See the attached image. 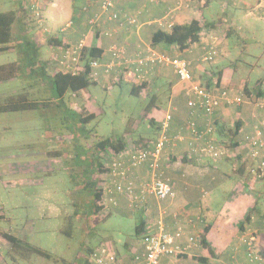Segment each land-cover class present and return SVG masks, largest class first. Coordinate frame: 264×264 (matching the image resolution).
I'll return each instance as SVG.
<instances>
[{
    "label": "crops",
    "instance_id": "obj_1",
    "mask_svg": "<svg viewBox=\"0 0 264 264\" xmlns=\"http://www.w3.org/2000/svg\"><path fill=\"white\" fill-rule=\"evenodd\" d=\"M28 1L31 8L29 14L37 18L33 17L36 19L34 25L37 30L32 38L40 45V56L43 48L48 49L50 55L60 48H65L64 45L47 43L49 38L61 39L62 43L72 46L83 40L85 46L94 44L101 48L102 55L98 61L103 63L111 59L108 48L112 43H116L125 48L128 56L152 47L171 56L184 58L190 63L193 73L192 64L195 63L192 59L199 56L198 44H192L188 49L181 51L176 47L152 46L150 39L156 29L169 30L166 26H158L156 21L161 18H166V21L173 24L184 23L191 19L203 22L200 15L202 5L199 0H118L116 9L135 17L137 23L117 28L113 22L104 20L99 29H91L88 25L89 17L98 6L93 3L88 11H83V6L88 4V0ZM218 1L222 8L243 7L250 10L264 5V0L259 1L260 4L251 0ZM105 29L114 30L113 35L104 36L102 30ZM215 61L210 62V65L215 67L210 70L205 69V63L202 62L197 63L196 67L204 68L207 77L221 70L223 86L230 87L234 92L242 90V85L238 89L231 87L229 69L216 65ZM120 70L115 68L107 75L101 66H97L92 68L91 74L94 76L91 78L95 84L105 78L117 82ZM135 79L139 82H147V85L140 90L139 96L145 95L146 91L148 102H153L151 110H145L149 113L148 117L155 115L154 120L151 118L153 127L157 129L158 119L166 110L171 109L173 118L169 133L177 132L190 118V113L186 105L184 85L179 81L172 67L154 65L148 68L143 79L136 76ZM212 80L215 78L213 77ZM85 90L86 88L70 95V99L73 100L72 104L70 103L71 107L85 108L84 104L88 99ZM195 119L197 122H203L202 114L197 113ZM237 120L242 123L239 133L234 138L237 144L231 147L222 139V142L228 145L230 152L217 161L197 154L189 155L190 146L186 140L168 149L169 152L162 161V169L163 176L169 179L175 191L174 198L161 201L148 198L144 208L132 209L124 197L115 196L116 205H106L110 213L112 210H117L126 216L138 213L139 217L144 218L147 228L161 218L169 230L183 226L187 235L198 239V242L185 254L163 256L158 264H264L258 261L249 262L241 244L243 235L253 234L257 249L264 254V208L261 211L257 209L258 199L263 195L264 181L260 175L264 173V165L261 164L260 171L256 170L255 175L252 163L258 162L260 158L250 155L246 142L247 137L253 134L255 125L264 128V110H255L243 105H225L214 115V122L218 128L230 127ZM259 155L262 156V152H258ZM257 164L259 168L260 165ZM134 174L137 180L145 177V167L138 168ZM248 211L250 219L248 222H243ZM202 232L205 233V246L199 242V235ZM140 239L135 237L126 241L121 250H115L121 264L128 263L136 252L142 250Z\"/></svg>",
    "mask_w": 264,
    "mask_h": 264
},
{
    "label": "rangeland",
    "instance_id": "obj_2",
    "mask_svg": "<svg viewBox=\"0 0 264 264\" xmlns=\"http://www.w3.org/2000/svg\"><path fill=\"white\" fill-rule=\"evenodd\" d=\"M259 1L262 0L256 3L260 4ZM19 2L0 0V11L14 9L19 6ZM23 3L26 7L24 19H27L23 28L29 35L35 36L37 27L34 23L37 18L29 14V1L23 0ZM200 8L203 22L223 18L218 28L223 39L219 57L214 59L216 65L229 69L231 87L238 89L242 85L245 94L244 88L247 85L252 91L257 80H264V5L250 10L243 7L222 8L218 0H212ZM228 32L230 35L226 36ZM41 52V58L49 60L50 51L43 48ZM18 56L17 49L2 51L0 65L17 61ZM196 57L192 59L195 63L192 64L193 75L205 82L207 75L204 68L210 70L214 65L209 62L204 64V68L196 67L200 63ZM48 69L49 73L56 70L52 63ZM28 82V79L23 81L19 78L0 82V103L10 95L28 90ZM41 87V82L37 81L30 91L34 95H41ZM130 88L131 83L128 81L113 82L106 78L86 88L88 99L84 107L96 115L85 125L90 131L89 139L93 135H124L127 148L131 149L140 136L156 137L157 129L151 121L155 115L148 117L149 113L145 111L147 92L143 96H134ZM71 94L67 92L63 99L72 104ZM245 95L248 102L241 105L250 108H254V102L259 99L264 100V96L256 98L254 94ZM54 113L53 110L0 112V208L4 213L0 219V264H76L77 256L87 254V244L94 247L106 242L121 250L126 241L135 238L134 223L139 219L138 213L126 216L117 210L108 213L106 209L91 222L89 218L84 219L86 216L75 221L72 237L60 232L59 229L67 224V216L73 211L68 197L70 180L62 164L64 158L49 157L47 152L64 150L71 154L73 145L69 132L60 130L57 125L56 115H52ZM259 158L264 157L259 155ZM110 160L107 159V165ZM260 161L252 163L255 175ZM262 194L257 203L259 211L264 208V186ZM5 231L22 242L55 254L59 261L47 260L25 249L11 251L10 243L1 235Z\"/></svg>",
    "mask_w": 264,
    "mask_h": 264
},
{
    "label": "built area",
    "instance_id": "obj_3",
    "mask_svg": "<svg viewBox=\"0 0 264 264\" xmlns=\"http://www.w3.org/2000/svg\"><path fill=\"white\" fill-rule=\"evenodd\" d=\"M118 0H88L83 6V11H88L90 5L97 4L96 10L88 19L91 29H99L102 22L107 20L116 24L117 28L132 26L137 23L136 18L116 9ZM154 1V0H148ZM258 1V0H255ZM169 17V16H167ZM159 27L166 26L170 29L173 23L161 18L156 21ZM205 32H204V31ZM201 41L198 44V61L208 63L213 61L219 53L222 36L217 29H203ZM114 30H102L107 37L113 35ZM85 46L80 40L76 45L60 48L52 52L51 59L56 61L58 68L63 71L76 73L82 70L80 64V51ZM108 51L111 59L100 63L98 60L90 62L91 68L101 66L105 74H110L115 68L131 70L136 77L143 79L148 68L154 65H169L184 85L186 105L189 109L190 118L175 133H169L172 110H166L158 119V133L146 146L133 148L118 153L111 158L107 165L108 170L102 174V186L104 190L103 203L116 205L115 196H122L132 209L142 207L148 198L156 201L171 199L175 195L169 179L163 176L162 161L166 158L171 146L178 142L187 141L190 146V154H197L211 160H219L228 155L230 150L219 140L215 132V112L225 105H241L247 103L246 95L240 90L233 92L228 87H216L213 90L206 88L196 78L190 68V63L178 56H171L166 52H160L152 47L140 50L133 55H127L125 48L112 43ZM94 76V74H91ZM255 110L264 109V100L254 102ZM201 113L203 122H197L195 115ZM247 148L252 157H257L258 152L263 151L264 157V128L255 125L253 134L247 137ZM264 165L261 159L260 165ZM262 166V165H261ZM145 167L146 176L137 180L135 171ZM149 232L141 237L142 250L136 252L130 261L125 264H158L163 256H176L185 253L198 241L195 236H187L182 242L184 230L181 226L171 233L166 229L163 219L159 218L148 226ZM242 236L241 243L246 245L249 260L262 259L255 249V238L252 235ZM88 264H121L117 256L106 243H99L93 247L87 256Z\"/></svg>",
    "mask_w": 264,
    "mask_h": 264
},
{
    "label": "trees",
    "instance_id": "obj_4",
    "mask_svg": "<svg viewBox=\"0 0 264 264\" xmlns=\"http://www.w3.org/2000/svg\"><path fill=\"white\" fill-rule=\"evenodd\" d=\"M19 1L18 7L0 11V52L10 49H17L19 52V59L17 61L0 65V82L8 81L13 78H19L23 81L28 79L29 89H24V92L18 93L17 95H10L6 97L4 102L0 103V112L22 110H53L55 113L52 115H56V123L60 130H67L71 135V143L73 145V152L71 154L64 152V150H52L48 151L47 155L49 157L64 158L62 164L64 169H66L70 180L68 197L70 198L73 211L66 218L67 224L59 230L62 234L72 237L75 221H77L82 216H86L84 219L89 218L91 222L93 221V218L99 216L100 213L106 209V205L103 203L104 190L101 177L102 174L108 170L106 161L107 159H111L113 156L126 150L128 144L124 138V135L117 137H103L99 135H93L92 138L89 139L88 134H90V131L85 128V125L95 118V113L88 111L86 108H73L70 106L69 101H64L63 99L67 92L76 93L92 84H95V81H93L91 78L92 68L90 66V62L100 59L102 55L101 48L94 44L83 46L81 48L80 64L83 68L79 72L71 73L60 70L58 68L57 62L51 59V55L49 60H43L41 58L39 53L40 45L37 44L33 40L32 35H29V32L23 28V25L26 23L24 19L26 17V7L24 6L23 0ZM199 1L202 6H207L210 2L209 0ZM251 1L256 2L255 0ZM221 19L218 18L209 22L191 19L184 23L173 24L169 30L156 29L152 33L150 43L152 46L163 45L164 47H176L179 50L184 51L192 44L200 41L201 32L203 29L211 28L218 30L219 26L223 23ZM103 23L104 22L101 24ZM228 34L229 32L225 33L226 36H228ZM62 42L63 41L61 39L57 40L54 38H49L47 40V43L49 44L64 45L65 48L70 47L71 45L66 43L64 44ZM50 63L54 64L56 67V70H54L52 73L48 72V65ZM119 73V80L117 82L122 80L130 82V93L134 96H139L140 90L147 85V82H139L135 79L134 73L126 68H122ZM213 77L215 80H212ZM221 78L222 71L218 70L217 72H214L212 76L207 77L205 82L201 83L209 90H213L216 87L223 86L221 84ZM37 81L41 82V95H34L30 91L36 86ZM263 82V79L257 80L253 85L252 91L247 88V85H245V94H254L256 98L263 97ZM151 103L153 104L151 101L147 103L145 107L146 111H150L153 107ZM241 126L242 123L240 120L235 121L230 127L218 128L215 125V132L219 139H223L229 146L233 147L237 144L234 138L239 133ZM154 138L155 137L153 136H140L134 142L135 147H144L148 145ZM260 168L261 165L259 167V171ZM260 177L264 181V173L263 175L261 174ZM144 206L145 204L138 208H144ZM108 213L110 212L108 211ZM2 217H4V213L3 209L0 208V219ZM249 219L250 212L248 211L243 218V222H248ZM181 227L184 230V236L181 241L184 242L185 238L190 235L185 233L183 226ZM241 227L242 225H240V228ZM176 228L174 230H169L166 227V229L171 233L175 232ZM147 232H149V229L145 225L144 218L139 217V219L134 223L135 237L141 238L147 234ZM1 235L10 243L11 251L14 250L17 252L25 249L27 252L35 253L47 260H53L55 262L59 261L55 254L50 253L38 246L31 245L28 242H22L18 237L7 231L2 232ZM249 235L254 236L253 234H245L247 237ZM199 239V242L205 246L206 243L204 232L199 235ZM254 243L255 249L262 259L249 260L246 245L242 242L241 244L245 249L247 260L249 262H264V254L257 249L256 239ZM108 246H110L111 250H113L115 255L118 257V254L115 252V246ZM92 249L93 246L87 244V254L77 256L78 258L76 264H88L87 256ZM185 253L178 255H183Z\"/></svg>",
    "mask_w": 264,
    "mask_h": 264
}]
</instances>
